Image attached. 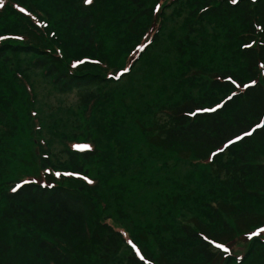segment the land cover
<instances>
[{"label":"trees","instance_id":"obj_1","mask_svg":"<svg viewBox=\"0 0 264 264\" xmlns=\"http://www.w3.org/2000/svg\"><path fill=\"white\" fill-rule=\"evenodd\" d=\"M34 1L0 0V37L4 38L0 39V60L3 63L17 53L31 55L28 67L43 73L59 93L75 91L83 107L99 99L98 90L105 83L127 78L146 51L159 40L165 12L170 8L174 11L182 4H187L190 17L187 33L195 32L204 21L221 24L229 31L237 45L240 68L237 73L226 68H211L203 78L206 90L200 96L187 97L162 108L165 120L152 123L147 129L146 142L150 147L176 158L189 159L190 163L206 162L218 175H223L220 184L224 194L217 195L213 204L210 200L202 204L208 209L202 211L207 218L190 215L177 223L181 234L176 243L184 251L176 256L169 255L167 249L168 253L159 250L154 254L137 247L145 259L134 257L121 231L99 214L100 202L95 197L98 182L79 164L96 158V151L88 146L65 148L71 172H56L50 158V143L42 138L36 110L32 107L25 112L33 130L32 155L40 174L37 177L14 175L16 167L7 152L12 135L7 126L10 122L6 120V124L0 117V205L4 204L0 217L7 221L17 220L25 229L32 230H24L26 236L23 234L19 238L34 245V254L25 261L29 264H77L83 250L88 248V243H83L87 238L89 245L102 247L103 260L116 254L120 246L127 247L128 264H264V234L251 239L245 236L256 227H264L260 223L264 219V129H257L253 135L228 145L212 160L206 158L209 149L223 147L227 139L246 131L254 121L259 122L258 117H264V67H261L264 65V0H237L235 5L230 0H129L135 12L128 26L139 29L132 41L135 49L131 60L123 67H116L103 52L95 61L82 62L68 56L64 50H52L50 45L56 46L59 36L55 30L44 26L48 25L50 16L38 2L36 7ZM60 1L76 3L75 10L71 11L73 14L65 17L66 25L85 38L87 47H92L93 43L96 46L103 17L100 0H91L88 4H84V0ZM157 4L161 5L160 9L153 11ZM89 56L93 57L94 52ZM148 61L149 58L145 60ZM191 65L197 70L192 69L185 75V83L196 81L202 74L201 65L195 62ZM125 68L130 71L122 72ZM225 75H231L237 85L223 80ZM252 79L257 83L249 89L240 87ZM233 92L237 94L232 96ZM24 94L29 98L25 89L17 87L15 91L11 86L6 87V91L0 93V113L17 111L18 99ZM221 101V106L215 108ZM31 102L29 100L30 105ZM198 108L215 110L198 112ZM21 180L36 182L22 184L16 192H11L10 188ZM71 182L76 184L71 186ZM40 224L44 230L47 227L57 231L46 232L47 236L41 237L33 232V227ZM204 236L209 239L205 240ZM239 240L246 241L247 245L241 256L233 251ZM209 241L223 243L229 251L224 252ZM19 251L10 252L9 245L0 244V264H17L16 257L21 256Z\"/></svg>","mask_w":264,"mask_h":264},{"label":"rangeland","instance_id":"obj_2","mask_svg":"<svg viewBox=\"0 0 264 264\" xmlns=\"http://www.w3.org/2000/svg\"><path fill=\"white\" fill-rule=\"evenodd\" d=\"M34 2L50 16L49 26L47 23L44 26L59 36L60 42L50 45L52 50H64L82 62L95 61L103 52L116 67H123L131 60L135 49L132 41L139 28L128 26L135 12L129 0H100L103 11L100 36L97 34L96 46L93 43L92 47H87L85 38L66 25L65 17L75 10L76 3ZM187 12V4L174 11L168 9L157 43L146 51L127 78L105 83L98 90L99 99L87 107L80 106L75 91L61 94L43 73L29 68L31 55L17 53L3 63L0 60V93L8 86L29 93V98H25L24 91L21 100L18 99L17 111L0 113L5 119L3 122H10L7 126L12 135L7 152L16 167L14 175L37 177L40 174L32 155L33 130L25 112L32 107L36 110L41 136L50 143L54 170L71 172L65 148L82 144L92 147L97 157L78 162L98 182L95 197L100 202L99 214L121 231L126 242L130 240L136 247L154 254L170 250L171 256L184 251L176 243L181 234L177 223L190 215L207 218L202 211L208 209L202 204L209 200L213 204L217 195L224 194L220 184L223 175H218L206 162L190 163L189 159L176 158L150 147L146 142L147 129L152 123L165 120L162 108L187 97L200 96L206 90L203 78L211 68H226L236 73L240 68L237 45L229 31L221 24L204 21L195 32L187 33L190 19ZM92 51L94 58L89 56ZM194 62L201 65L202 74L196 81L185 83V75L192 69L197 70L191 65ZM22 227L17 220L0 217V244L9 245L10 252L20 250L21 256H15L17 264H29L25 259L30 260L34 254V245L19 238L26 236L24 230H32ZM52 230L57 231L47 227L44 230L41 224L33 227V232L41 237L53 234ZM84 242L88 248L83 250L77 264H128L127 247L120 246L116 254L103 260L99 244L89 245L87 238ZM246 246V241L239 240L233 251L241 256Z\"/></svg>","mask_w":264,"mask_h":264},{"label":"snow or ice","instance_id":"obj_3","mask_svg":"<svg viewBox=\"0 0 264 264\" xmlns=\"http://www.w3.org/2000/svg\"><path fill=\"white\" fill-rule=\"evenodd\" d=\"M91 0H84L85 4L90 3ZM230 3L235 5L237 3V0H230ZM161 5L157 4L155 6V8L153 9V11H158L160 9ZM21 11H24L23 9H21ZM257 28L260 27L259 24L256 25ZM0 39H4L3 37H0ZM244 47H250V45H244ZM261 67H264V65H261ZM122 72H127L130 71V69H122ZM117 75H120V73H116ZM223 80L228 81L231 85H237V81L235 79L232 78L231 75H225L222 77ZM257 81L255 79L249 80L248 83H245L243 85H241L240 87H242L243 89H249L252 85L256 84ZM237 93L233 92L232 96H235ZM231 97H226L225 99H230ZM223 103V101H221L220 104H216L215 108H219L221 106V104ZM214 108H207V109H202V108H198L197 111H207V112H211L214 111ZM189 115H193V113H189ZM259 122L254 121L251 125H249L248 129L246 131L242 130L239 134H235L232 138L227 139L226 143H223V147L221 146H216L214 150L209 149L206 153V158L207 160H212L213 158H215V156L220 153L223 148L228 147V145H231L233 143H235L236 141L241 140L243 137L246 136H251L254 134V132L257 129H264V117H258ZM74 147H87V145H74ZM45 172H47L48 170L45 169ZM36 181H30V180H21L18 183H15L13 187L10 188L11 192H16L17 189H19L21 187L22 184H28V183H35ZM89 183H91V181H89ZM260 223L262 225H264V219H262L260 221ZM264 234V227H256L254 231H248L245 233V236H247L249 239H251L252 237L255 236H259ZM205 240H208L209 238L207 236H204ZM210 243H214L215 247L218 249L223 250L224 252H228L229 248L227 246H225L223 243H216L215 241H209ZM127 243L129 245H131V249H132V253L134 254V257H138L139 260L143 261L145 259V257L141 254V252L137 249L136 245L133 244L132 241H127Z\"/></svg>","mask_w":264,"mask_h":264}]
</instances>
